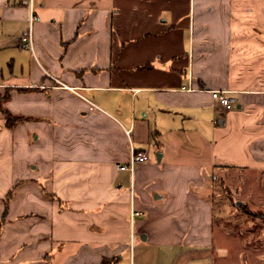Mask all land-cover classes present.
Returning a JSON list of instances; mask_svg holds the SVG:
<instances>
[{
    "label": "crops",
    "instance_id": "1",
    "mask_svg": "<svg viewBox=\"0 0 264 264\" xmlns=\"http://www.w3.org/2000/svg\"><path fill=\"white\" fill-rule=\"evenodd\" d=\"M0 91V264L232 253L200 192L264 171V0H0Z\"/></svg>",
    "mask_w": 264,
    "mask_h": 264
},
{
    "label": "rangeland",
    "instance_id": "2",
    "mask_svg": "<svg viewBox=\"0 0 264 264\" xmlns=\"http://www.w3.org/2000/svg\"><path fill=\"white\" fill-rule=\"evenodd\" d=\"M200 193L214 202L216 228L231 244L232 253L212 264H264V171H219Z\"/></svg>",
    "mask_w": 264,
    "mask_h": 264
},
{
    "label": "built area",
    "instance_id": "3",
    "mask_svg": "<svg viewBox=\"0 0 264 264\" xmlns=\"http://www.w3.org/2000/svg\"><path fill=\"white\" fill-rule=\"evenodd\" d=\"M31 4V13L29 17V29L26 35L22 37V42L24 46H28L31 49L34 48L33 44V28L32 25L35 21L39 19V15L35 12L32 2L30 1ZM212 97L219 103L221 104L226 110H232L235 107L236 103V98L233 95H230L228 92L223 91V90H213L212 91ZM129 132V131H127ZM149 155L147 151L144 150H136L133 147L131 148V155L130 159L127 163H118L117 168L120 170H130L132 173L135 170V167L139 163H144L148 160ZM143 214L142 211L137 210L134 208L132 205L131 207V216H132V221L135 216H139Z\"/></svg>",
    "mask_w": 264,
    "mask_h": 264
},
{
    "label": "trees",
    "instance_id": "4",
    "mask_svg": "<svg viewBox=\"0 0 264 264\" xmlns=\"http://www.w3.org/2000/svg\"><path fill=\"white\" fill-rule=\"evenodd\" d=\"M6 97H8V93H5V94L3 95V97H2L0 100L4 99V98H6ZM0 103H1V101H0ZM0 108H1V110L3 111V113H4L5 117H6L7 125H8L9 127H12V126H14L17 122L22 121V120H25V119L28 118V117H25V116L14 115V114H12L11 112H9V111L6 110V109H4V108H2V107H0ZM110 262H111L110 259H103L102 262H101L100 264H109Z\"/></svg>",
    "mask_w": 264,
    "mask_h": 264
}]
</instances>
